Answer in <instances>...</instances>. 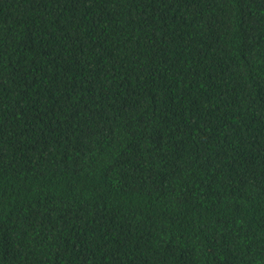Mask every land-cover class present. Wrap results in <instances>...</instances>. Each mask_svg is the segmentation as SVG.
Returning a JSON list of instances; mask_svg holds the SVG:
<instances>
[{
  "label": "trees",
  "instance_id": "trees-1",
  "mask_svg": "<svg viewBox=\"0 0 264 264\" xmlns=\"http://www.w3.org/2000/svg\"><path fill=\"white\" fill-rule=\"evenodd\" d=\"M0 264H264V0H0Z\"/></svg>",
  "mask_w": 264,
  "mask_h": 264
}]
</instances>
